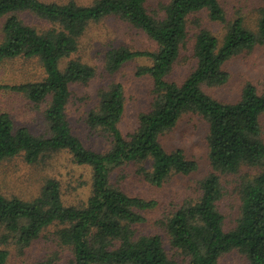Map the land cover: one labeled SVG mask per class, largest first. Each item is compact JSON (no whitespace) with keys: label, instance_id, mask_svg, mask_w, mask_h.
I'll return each instance as SVG.
<instances>
[{"label":"trees","instance_id":"obj_1","mask_svg":"<svg viewBox=\"0 0 264 264\" xmlns=\"http://www.w3.org/2000/svg\"><path fill=\"white\" fill-rule=\"evenodd\" d=\"M146 1L95 0L80 5L74 0H0V18L5 17L0 62L36 57L45 72L40 80L4 83L0 90L20 92L34 103L48 99L44 136L16 126L6 111L0 112V162L23 152L28 163H35L45 153L66 149L76 163L92 169L91 193L83 205L64 204L54 178H48L38 196L30 200L0 193V264H6L9 254L2 245L14 242L23 249L54 222L62 225L56 237L71 250L70 264H180L167 254L160 235L138 234L133 228L144 221L141 211L154 208L157 202L128 194L111 183L110 174L125 163L148 159L151 170L142 167L140 172L155 185H161L173 172L193 171L197 166L194 160L187 159L181 149L166 151L159 141L160 134L188 111L201 114L208 123L211 170L199 181L198 199L181 206L165 223L169 243L186 257L187 264H217L222 254L234 248L244 252L250 264H264V168L241 182L240 216L232 229L224 230L223 215L217 209L222 196L219 175L263 163L259 117L264 113V93L247 82L239 100L227 103L202 88L226 82L223 64L228 59L255 45L264 46V6L258 8L256 28L251 29L240 16L227 21L220 0H170L160 18L147 11ZM205 10L210 21L225 23L222 38L199 25L195 67L180 84L167 80L187 36L190 16ZM23 12L50 26L38 29L26 23L18 15ZM108 15L142 29L158 47L154 51L118 47L107 52L109 71L136 57L150 58L151 64L137 72L151 76L155 96L150 109L138 115L136 129L123 135L119 128L124 111L121 84L100 91L97 109L86 118L88 125L103 128L112 138L111 147L100 152L86 147L72 133L66 116L70 84L89 80L94 68L71 59L60 69L59 62L77 50L78 39L90 21ZM192 21L198 24L199 18ZM41 264H56V259L50 257Z\"/></svg>","mask_w":264,"mask_h":264},{"label":"rangeland","instance_id":"obj_2","mask_svg":"<svg viewBox=\"0 0 264 264\" xmlns=\"http://www.w3.org/2000/svg\"><path fill=\"white\" fill-rule=\"evenodd\" d=\"M46 2H67L69 0H43ZM80 5H90L95 0H74ZM170 0H147V11L156 18L162 17L164 5ZM226 20L242 17L245 25L256 28L257 10L264 6V0H220ZM26 23L38 29H46L50 23L30 13L18 14ZM198 17V24L193 18ZM5 17L0 18V41ZM210 29L219 39L225 31V23L209 20L207 11L190 16L187 36L180 46L179 54L166 78L182 83L196 65L194 56L195 36L200 26ZM125 47L131 50L154 51L157 43L142 29L134 27L127 20L108 15L90 21L78 39L77 50L59 62L64 69L71 59L79 60L94 68V76L87 81L70 84V97L66 105V116L71 131L82 143L93 150L104 152L112 145L110 134L100 127L87 123V115L96 110L99 93L114 83H120L124 95V111L119 122L123 135L133 132L138 125V115L150 109L154 99L152 78L149 74H138V68L151 64V59L142 56L124 62L115 71L107 68V52L113 48ZM228 73L226 82L216 86L203 85V90L212 98L227 103L239 100L247 82L252 83L257 92L264 93V46L255 45L244 50L223 64ZM45 76L38 58L21 56L0 62V84H16L40 80ZM48 99L34 103L20 92L0 90V112L6 111L16 126H26L33 134L47 135L48 125L45 109ZM261 138L264 142V113L259 117ZM208 123L197 112L183 113L175 125L159 136L166 151L181 149L187 159L194 160L196 168L187 173L173 172L161 185L152 184L140 172L144 167L151 170V160L131 161L114 168L110 174L113 185L130 195L154 199V208L141 211L144 221L133 228L138 234L160 235L167 254L180 264H187L184 255L173 249L165 223L181 206L193 202L201 195L199 181L211 170L209 162ZM264 168V160L258 166H241L236 173H222L219 176L222 196L217 209L223 215L224 230L232 229L240 216V187L247 176H253ZM48 178L60 184L61 199L66 205H83L91 193L92 169L87 164H78L66 150L43 154L35 163H28L23 152L0 162V193L6 197L16 196L30 200L38 196ZM62 225L54 222L45 227L29 246L21 249L14 242L2 245L8 250L6 264H41L54 257L56 264H70L71 250L62 246L56 237V230ZM217 264H250L247 255L234 248L222 254Z\"/></svg>","mask_w":264,"mask_h":264}]
</instances>
